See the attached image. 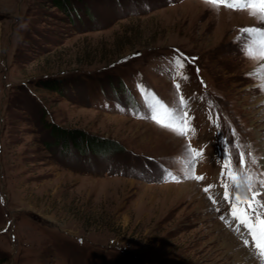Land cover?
Here are the masks:
<instances>
[{
    "label": "rangeland",
    "instance_id": "rangeland-1",
    "mask_svg": "<svg viewBox=\"0 0 264 264\" xmlns=\"http://www.w3.org/2000/svg\"><path fill=\"white\" fill-rule=\"evenodd\" d=\"M250 11L0 0V264H224L228 235L264 264L231 215L264 201Z\"/></svg>",
    "mask_w": 264,
    "mask_h": 264
},
{
    "label": "snow or ice",
    "instance_id": "snow-or-ice-1",
    "mask_svg": "<svg viewBox=\"0 0 264 264\" xmlns=\"http://www.w3.org/2000/svg\"><path fill=\"white\" fill-rule=\"evenodd\" d=\"M206 3L211 5H217L218 3L223 2V5L228 9H250V14L253 16H258L261 22H264V0H248L247 3L241 2V0H205ZM242 31L248 33L249 35L258 34L262 39L261 49L262 56H264V31L258 30L256 28H246ZM176 67L178 69H182L184 65L177 60ZM264 71V70H262ZM264 87V84H262ZM182 136L183 133H180ZM231 162V158L229 157V161L224 164V168H229ZM244 163L243 159L240 160V164ZM223 176V172L221 173ZM229 177L233 179L235 182V177L231 172H229ZM239 187V185H237ZM227 188V185H225ZM251 192V199L244 201L240 206L237 204H233L231 207V215L234 221H238V223L243 227V230L247 233V236L251 239L252 246L256 249V251L264 257V201L258 199L261 196L259 191H255L249 185V189ZM207 191V189H205ZM225 199H228V193L225 192ZM237 202L240 204V197L237 196ZM245 243H248V240H245Z\"/></svg>",
    "mask_w": 264,
    "mask_h": 264
},
{
    "label": "bare ground",
    "instance_id": "bare-ground-1",
    "mask_svg": "<svg viewBox=\"0 0 264 264\" xmlns=\"http://www.w3.org/2000/svg\"><path fill=\"white\" fill-rule=\"evenodd\" d=\"M222 19L223 18H221V20ZM221 235L223 236V234ZM236 240H234L233 236L228 235L220 240L218 244H216V248L222 251L218 254V256H222L220 260H223L224 264H259L253 255L254 253L250 252L251 248H242L240 241L238 239ZM237 246L241 249L232 254V252L235 251V247Z\"/></svg>",
    "mask_w": 264,
    "mask_h": 264
}]
</instances>
